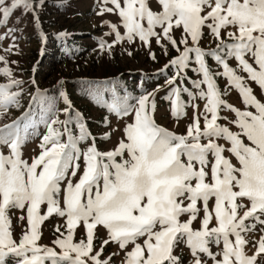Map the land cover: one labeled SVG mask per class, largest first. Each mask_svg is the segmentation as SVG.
<instances>
[{"label":"snow or ice","instance_id":"obj_1","mask_svg":"<svg viewBox=\"0 0 264 264\" xmlns=\"http://www.w3.org/2000/svg\"><path fill=\"white\" fill-rule=\"evenodd\" d=\"M46 3L0 0V26L22 9L32 14L37 34L46 42L39 28ZM55 3L62 6L63 0ZM156 3L154 10L150 0H102L97 13L120 18V24L104 21L109 26L105 35L114 34L115 39L99 38L100 51L107 53L122 41L134 44L139 40L156 60L151 48L155 41L170 56L158 71L172 70L164 84L134 97L121 95L117 82H104L112 85L111 102L105 105L109 114L132 118L114 148L100 150L97 141L111 139L112 133L91 132L84 114L63 90V80L58 81V99L64 107L58 108L56 97L46 99V91L37 88L19 117L0 123V264H111V256L101 259L110 242L124 252L122 264H183L176 253L182 242L192 256L189 264H207L208 259L212 264H258L264 256V235L255 241L247 238L258 225L264 232V101L248 83H255L264 93V0ZM121 24L124 33L119 31ZM205 28L214 47L201 46ZM176 30L181 32L179 38L173 34ZM15 31L9 29L0 36L12 37L7 52L18 50ZM209 58L218 70L211 68ZM231 60L236 62L234 67ZM7 63V57L0 55V64L5 65L0 75L9 78L0 83V119H6L11 108L22 107L24 81L14 78ZM189 71L197 78L189 76ZM219 78L227 81L223 90ZM31 83L35 84L34 78ZM233 88L243 110L224 99ZM162 90L177 121L187 116L188 107L193 108L184 133L156 122V96ZM197 100L205 101L202 111ZM34 105H40L38 119ZM225 110L235 118L222 116ZM222 119L228 123L221 124ZM103 123L110 126L111 121L105 116ZM39 125H43L42 133ZM37 136L40 153L29 163L23 158V148ZM42 205L47 206L44 214ZM13 209L26 210L27 227L18 241L13 238L9 216ZM53 214L65 218L67 235L57 225L60 235L52 246L41 245V225ZM184 215L187 220H181ZM198 218L200 227L193 228ZM19 219L23 223L25 216ZM81 223L86 241L73 242ZM98 227L106 230L108 238L96 250ZM213 244L220 251L213 253ZM250 244L255 248L251 255Z\"/></svg>","mask_w":264,"mask_h":264},{"label":"rangeland","instance_id":"obj_2","mask_svg":"<svg viewBox=\"0 0 264 264\" xmlns=\"http://www.w3.org/2000/svg\"><path fill=\"white\" fill-rule=\"evenodd\" d=\"M150 3L154 10L157 9L156 0H150ZM101 6L102 0H63L62 6L55 3V0H48V3L40 12L39 22V28H42L43 33L47 37L46 42H42L37 34L38 26L34 23L32 14H24L22 9H16L10 15L6 24L0 26V36L9 29H16L14 35L17 37L15 43L18 45V50L5 51L13 43L12 37L7 36L0 39V55L7 57V66L11 68L14 78L24 81L22 85L23 95L20 98L22 107L20 109L11 108L8 111L7 118L0 119V123H8L12 119L19 117L24 109L28 108L31 96L36 94L37 88L41 91H46V99L56 97V106L58 108L64 107L63 101L58 99V81L63 80V90L69 93L75 108L84 114L91 132L94 135L109 131L112 133L111 139L97 141L100 150L106 151L116 146L118 140L124 135L122 129L126 123L131 122L132 118L130 116L118 118L115 114L107 113L111 124L110 126L104 124V118L101 117L103 116V111L97 108L98 105L96 104L101 100L104 101L103 98L107 102H111L112 93L108 87L103 88V92L100 93L93 83L95 81H113L123 76L128 78V82L131 83L133 89L136 90V96H138L145 89L151 91L157 84H164L165 80L154 78L152 75L163 68L170 56H165L155 41L152 42L151 48L156 54V60L150 58L147 47L142 46L139 40L134 44L122 41L112 51L107 53L100 51L98 49L99 38L102 37L108 42L115 39L114 34L105 35L109 32V26L104 24V21L120 24V18L116 14L105 13L98 15L97 13ZM107 6L111 7L112 5L109 4ZM0 23H3L2 19H0ZM119 31L121 33L125 32L122 24L119 27ZM61 32H66L68 35L61 36L59 35ZM173 34L179 38L181 32L176 30ZM210 45L214 47L215 43L205 28L201 46L208 47ZM41 49H43V52H41ZM128 52L132 54L128 55ZM171 55H175V52H172ZM210 64L211 66H216L213 60ZM230 64L234 67L236 62L231 60ZM4 66L0 64V67ZM33 78L35 79V84L31 83ZM8 79L7 76L0 75V83H6ZM248 83L253 88L257 98L264 101V93L261 92V89L251 81ZM218 84L220 89L223 90L227 85V81L221 78ZM13 90L15 91L16 89ZM159 94L160 92L157 95ZM224 99L235 107L241 110L244 109L236 89H230ZM195 103L199 104L202 111L205 101L197 100ZM169 107L156 100V122L178 134L184 133L186 125L191 122L194 115L193 108L188 107L186 110L187 116L177 121L169 115ZM250 110L254 111V109ZM33 112L38 119L40 105H34ZM221 115L226 116L228 120L235 118L234 113L227 110L223 111ZM63 118L61 116V119ZM228 120L222 119L219 122L227 124ZM201 123L203 124V121ZM233 130H235L234 126ZM39 131L41 133L44 131L43 125H39ZM39 143L40 139L37 136L30 139L23 148V158L28 160L29 163H31L32 157L39 155ZM220 143H224V141H220ZM81 147H86V145L82 144ZM233 162L235 163V160ZM78 178L79 176L75 179ZM63 186L62 184L61 187L63 188ZM212 203L210 201V207ZM61 206H63L62 193ZM46 207V205L41 206V214L46 212ZM9 216L12 222L13 238L18 241L22 229L27 227L26 210L13 209L9 212ZM20 216H25L23 223L19 219ZM187 219V215L181 217V220ZM57 225L60 226V231L67 235L65 218L53 214L41 225L42 236L39 244L52 246V241L60 235V233L55 231ZM192 226L193 228H199L200 219L198 218L194 221ZM261 235H264V232L260 231V226L258 225L256 231L249 234L247 238L255 241ZM107 238L106 230L103 227H98L94 238V248L99 250L102 241ZM82 239L86 241V228L81 223L75 230L73 242H79ZM210 247L213 253L220 251V248L215 244ZM130 248L131 246H129V250ZM57 251H59L58 248ZM247 251L251 255L255 248L250 244ZM176 253L182 257L183 264H189L192 259L189 248L183 242L179 244ZM110 256L111 264H122L124 252L119 249L118 245L110 242L104 246L101 259ZM204 258L207 259V257ZM207 264H212L211 259H208ZM258 264H264V256L258 259Z\"/></svg>","mask_w":264,"mask_h":264},{"label":"trees","instance_id":"obj_3","mask_svg":"<svg viewBox=\"0 0 264 264\" xmlns=\"http://www.w3.org/2000/svg\"><path fill=\"white\" fill-rule=\"evenodd\" d=\"M211 61H212V59H210L209 58V60H208V63H209V65L211 66ZM211 68L213 69V70H217V65L216 66H211ZM172 75V70L170 69L169 71H167V72H164L163 74H161L160 72H158V73H155L154 75H152L154 78H159L160 80H165V77H167V76H171ZM188 75L189 76H192L193 78H197V77H195V74H193L192 72H188ZM128 78H126V77H123V76H121V77H119V78H117V79H114L113 81H115V82H117V84H118V87H117V91L121 94V95H124L125 93H127L129 96H136L137 95V93H136V90H134L133 89V87H132V85H131V83L130 82H128V80H127ZM221 78H219L218 80H217V83H218V81L220 80ZM224 79V78H223ZM107 81V80H106ZM105 81H102V82H98V81H95L93 84L95 85V88L100 92V93H102L103 92V88H111L112 87V85L111 84H107V83H104ZM81 83V82H80ZM187 83V82H186ZM219 85V84H218ZM188 86L189 87H191V84L189 83L188 84ZM167 95V93H166V91H161L160 92V94L159 95H157L156 96V100L157 101H159V102H161V103H164V105L165 106H170V103H169V101L168 100H166V99H164L163 97H165ZM182 99L184 100V101H188V96L187 95H183L182 96ZM103 100L104 101H99L98 102V104H96V105H98V107L97 108H99L100 110H102L103 111V116H101V117H105V116H107V113H109L108 112V110H107V108H106V103H108L106 100H105V98H103ZM169 115H171L170 114V107H169ZM172 116V115H171ZM183 117V116H182ZM181 117V118H182ZM172 118H173V116H172ZM175 119V118H174Z\"/></svg>","mask_w":264,"mask_h":264}]
</instances>
